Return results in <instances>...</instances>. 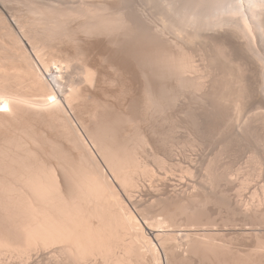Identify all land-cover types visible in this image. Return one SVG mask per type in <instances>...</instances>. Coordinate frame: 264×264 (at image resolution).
Returning <instances> with one entry per match:
<instances>
[{
    "label": "bare ground",
    "instance_id": "1",
    "mask_svg": "<svg viewBox=\"0 0 264 264\" xmlns=\"http://www.w3.org/2000/svg\"><path fill=\"white\" fill-rule=\"evenodd\" d=\"M60 1L29 2L36 19L30 28L21 23L23 41L20 23L9 25L0 13V264H258L251 249L245 255L215 242L252 232L223 217L218 229L220 211L216 219L208 208L264 226V182L263 204L239 200L236 209L222 188L232 175L220 168L230 144L224 139L215 153L203 124L214 116L216 133L230 131L233 141L263 120L264 0ZM72 63L78 78L76 68L69 75ZM107 85L119 91L97 92ZM72 114L84 117L77 119L91 143ZM182 118L199 133L185 135L190 151L208 153L198 184L186 179L195 163L188 151L180 176L171 172L184 165L174 149L165 150L176 164L158 154ZM253 155V171L264 175V158Z\"/></svg>",
    "mask_w": 264,
    "mask_h": 264
},
{
    "label": "rangeland",
    "instance_id": "2",
    "mask_svg": "<svg viewBox=\"0 0 264 264\" xmlns=\"http://www.w3.org/2000/svg\"><path fill=\"white\" fill-rule=\"evenodd\" d=\"M4 1H5V3H4ZM27 1H29V0H27ZM35 2L37 1L38 2V5H41L42 3H47V2H49V0H46L45 2H44V0H34ZM56 2V1H59V0H51L49 3H51V2ZM70 1L71 0H61L60 2H69L68 4H70ZM80 1V0H79ZM79 1L78 0H72L71 1V4L74 2V4L73 5H75V3L76 4H78L79 3ZM87 1H91V0H87ZM92 1H96V2H98V1H100V0H92ZM91 1V2H92ZM8 2H10V3H8ZM24 4H23V3ZM29 2H31V0L29 1ZM29 2H26V0H7V2H6V0H0V13H2L3 15H2V17L5 19V21L6 22H9V25L11 24H13L12 26H15V24L18 26V24H19V26L20 27H16L15 28V30L20 34V37L22 38V41H23V38H25V37H23V35L21 36V34H22V31H21V27L23 28V26H21V23H22V25H23V22L24 23H26V24H24V25H28V26H25L26 28H30V25L32 24L31 23V21L33 22V21H35V19L36 18H31L30 17V14L28 13V12H30L28 9H30L31 8V6H29V5H31V3H33V1L31 2V3H29ZM34 2V3H35ZM36 2V3H37ZM15 3H16V5H15ZM26 3H28V4H26ZM2 4V5H1ZM10 4H12V5H10ZM30 8H29V7ZM5 8V9H4ZM7 8V9H6ZM25 8V9H24ZM26 10V11H25ZM7 11V12H6ZM21 12V13H20ZM31 14H34V13H31ZM15 16V17H14ZM35 15H33L32 17H34ZM6 17H7V19H6ZM36 17V16H35ZM22 18V19H21ZM17 19V20H16ZM30 19H31V21H30ZM20 20H22V21H20ZM17 21H18V23H17ZM28 21H30V25L28 24L29 22ZM14 22H15V24H14ZM32 26V25H31ZM18 28H20V31L18 30ZM26 40V39H25ZM24 40V42H23V45H25V48H27L26 50H28L29 51V53L31 52H33V49L31 50V47L27 44V41H25ZM129 44H131V43H129ZM114 47H116V49L114 48ZM129 47H131V46H129ZM30 48V49H29ZM111 48L113 49L114 48V50H117L118 51V49H119V47H118V49H117V45H115V46H111ZM45 50V49H44ZM44 50L40 53V54H42L45 58H46V60H45V58L43 59V56H42V59L45 61V62H48V59H49V61H50V57L48 56L47 57V53H46V51L48 52V54H50L51 53V51L49 52L48 50L49 49H46V51H45V53H44ZM120 51H122V53H120L119 55H121L122 56V58L124 57V56H126L127 57V60H129V57H128V54L130 55V58L132 59V56H131V54L129 53V51H124V50H120ZM124 51V52H123ZM30 53V54H31ZM34 52L31 54V56H33V58H34ZM44 54H46V55H44ZM122 54H124V55H122ZM125 57V58H126ZM35 61L37 62V64H39V68L40 67H42L43 68V66H41V64H40V62L39 61H37L38 59H36V56H35ZM130 59V60H131ZM52 64H50V66H51ZM76 65H78L77 63H76ZM107 66H109V68H110V65L107 63L106 64ZM54 66V65H53ZM52 66V67H53ZM74 66V67H73ZM42 68H40V69H42ZM54 68V71L53 70H51V69H53ZM53 68H50V70H51V72H57V70H56V67H53ZM73 68V69H72ZM72 70L70 69V71H69V75L71 76L72 75V72L71 71H73L74 72V70H75V68H76V70H75V72H74V74H77L78 72L77 71H80V67H77V66H75V64H73L72 63ZM79 68V69H78ZM107 68V73L108 74H110V75H112V77H114V75H115V72H114V70L112 69V68ZM40 71H42L45 75H47L48 73H45L46 71H45V69H43V70H40ZM45 71V72H44ZM71 72V73H70ZM112 73H114V74H112ZM79 74H77L76 76L75 75H72L74 78H78L79 76H78ZM110 75H108L109 77H111ZM73 77H71V78H73ZM116 87H114V86H104L101 90H102V92L100 91V90H97V92L99 93V94H103V93H105V92H108V91H110V92H115V91H119V86L117 87V85H115ZM114 89V90H113ZM104 91V92H103ZM30 99L32 98V99H37V98H39V97H37V98H35L34 96H32V97H29ZM31 99V100H32ZM102 99V103H106V102H108L109 103V105L111 104V105H113V106H115L116 108H120V106L122 107H124V105L122 104V103H117V101H113V100H111V99H107V101H106V99H103V98H101ZM37 101H39V99H37ZM101 103V104H102ZM116 104V105H115ZM122 104V105H121ZM137 106L135 105V108H136ZM87 112V111H86ZM207 112V111H206ZM200 114V113H199ZM204 114V113H203ZM207 114V113H206ZM73 116H72V118H74V121H73V123L74 124H76L75 126H78L77 128L78 129H82V127L83 126H81L82 124H81V122L80 121H82V120H89L88 119V113H86L85 115H87V116H85L84 115V117L83 116H78V114L76 115V114H72ZM75 115H76V118H75ZM205 115V114H204ZM216 115V114H215ZM210 116V115H209ZM79 117H80V121L78 120L79 119ZM84 119H83V118ZM214 117V116H213ZM213 117H212V115L210 116V117H207V119H208V121H207V119H205L206 117H203L207 122H205V120H204V123L205 124H203V127H204V125H206V127L207 128H205L204 127V129H207L206 131L210 134V136H208L207 137V139L206 140H208L210 137V143H208V141H207V143L209 144V146H211L212 147V144H213V148L216 150L215 151V153H217L218 152V150H220L221 148H219L220 146H223V144H227L228 142H229V144L230 145H228V146H230L231 148L229 149V147L226 145V146H223V148H222V153L224 154L223 156L221 155V160H222V162L220 163V164H222V166L220 167V168H223L224 166H225V168H226V170H227V172L229 173V176H231L230 177V179H231V181H229V184H228V182H227V184H226V186H225V184H224V186L222 187V188H224V187H226V188H224L223 190H225L227 193H228V195L230 196L231 194V199L233 200L232 201V203L234 204L235 203V208L237 209V205H238V203H239V200H240V202L242 203V204H248V206L250 207H253L254 205L256 206V204L258 203V205L262 202V204H263V201H262V198H263V193L261 192L262 190H260L261 189V184H263V182H264V175H263V173H262V175L261 176H259L255 171H253V170H255V169H253V168H255V167H253L254 165H251V162L252 161H250L248 158L249 157H254V155L253 154H255V156H257V154H258V156L257 157H261V158H264V117H263V120H262V117H261V120H259V119H256V118H254L253 120H257L258 122H255L254 123V129H253V127L251 126L250 128H248V131L246 132V133H244V136H242V137H240V138H237V137H235L234 138V140L232 141V139L233 138H227L226 139V136L227 137H234L233 135H231V134H229L230 133V131H228L229 133H219V132H217L216 133V131H217V128H216V123L215 124H212V123H214V122H216L215 121V119H213ZM259 117V116H258ZM257 117V118H258ZM78 118V119H77ZM209 118L210 119H212V120H209ZM260 118V117H259ZM76 119V120H75ZM183 119V120H182ZM181 120L179 119L178 121H177V123L179 124V126H177L178 127V129H179V127L180 128H182V129H180V130H178V132H176L177 133V136L174 134V137H175V139H174V137L172 138V141L171 140H169V142H168V145H164V147H162V145L160 146V145H158L157 146V149H159L158 150V154L162 157V158H166V160L168 161V164H171L172 162H177V160H182V164H184L181 168H179V167H175V165H174V167H175V169H173V166H172V173L174 174V175H176V176H180V175H182L183 173V171L185 170L184 168H186L187 166H189L188 164H186V163H184V160H183V157L185 156V154H186V151H188L187 153H189L190 155H191V157L193 158V160H194V162L195 163H193V171H194V175L191 177H189L188 176V178H186L189 182H191V183H194V181H195V183H196V181H198L196 184H198V183H200L199 182V180L201 179V177H202V171H203V168H202V163L203 162H205V159H206V157H207V155H208V153H206L205 151L206 150H204V152H205V154H207V155H205L204 154V152L202 151H195L194 152V150L193 151H190L191 149L189 148V146L187 145V144H185V142H187V138H189L190 139V137H188V136H190V134L192 133H196V135L197 134H199V133H197L196 132V130H192V126H191V124L190 123H188V122H191L190 121V119H188V118H182ZM188 119V120H187ZM86 120V121H87ZM186 120H187V122H186ZM181 121V122H180ZM185 121V122H184ZM261 121V122H260ZM78 122V123H77ZM212 124H210V123ZM254 122V121H253ZM182 123V124H181ZM183 123H184V125H186V126H183ZM208 123V124H207ZM257 123V124H256ZM256 124V125H255ZM146 125V124H145ZM145 125H143V126H145ZM210 125V127H208V126ZM81 126V127H80ZM187 126H188V128H187ZM191 126V127H190ZM146 127V126H145ZM214 127H215V129H214ZM252 128V129H251ZM255 128H256V130H255ZM80 129V132H82L83 134H84V132H83V130H81ZM185 129V130H184ZM187 129V130H186ZM191 129V130H190ZM211 129H214V130H212L211 131ZM209 130H210V132H209ZM251 130V131H250ZM183 131V132H182ZM205 131V130H204ZM213 131H215V132H213ZM261 131V132H260ZM190 134H189V133ZM206 132V133H207ZM248 132H249V134H248ZM86 133V132H85ZM205 133V134H206ZM219 133V134H218ZM232 133V132H231ZM188 135V136H185V135ZM213 134L215 135V134H217L218 135V137H215V136H213ZM228 134V135H227ZM249 136H248V135ZM194 135V134H193ZM193 135H192V137H193ZM224 135V136H223ZM230 135V136H229ZM246 135L248 136V137H246ZM84 136L86 137V139H87V141L88 142H90L89 140H90V138L88 137V135L87 134H84ZM195 136V135H194ZM221 138H220V137ZM180 137V138H179ZM198 137H201L202 138V136H199L198 135ZM205 137V136H204ZM260 139H259V138ZM182 138H183V140H182ZM213 138H214V140H213ZM217 138V139H216ZM257 138V139H256ZM177 139V140H176ZM188 139V140H189ZM219 139V140H218ZM224 139L225 140H227V141H224ZM242 139H244V140H242ZM173 140H175V141H173ZM216 140V141H215ZM249 140V141H248ZM252 140V141H251ZM170 141H171V143H170ZM178 141V142H177ZM214 141V142H213ZM219 141V142H218ZM230 141H231V143H230ZM245 141H247L246 143H245ZM223 142H227V143H223ZM235 142H237V143H235ZM238 142H240L239 144H238ZM243 142H244V144H243ZM255 142H256V144H255ZM263 144H262V143ZM91 143V142H90ZM173 143V144H172ZM177 143V144H176ZM206 143V144H207ZM223 143V144H222ZM260 143V144H259ZM171 144V145H170ZM175 144V145H174ZM182 144V145H181ZM207 144V145H208ZM217 144H219V145H217ZM237 144L239 145V146H237ZM243 144V145H242ZM247 144V145H246ZM206 145V146H207ZM216 147H215V146ZM249 145V146H248ZM258 145V146H257ZM260 145V146H259ZM167 146H168V149H167ZM170 146H172V147H170ZM173 146L175 147V148H173ZM187 146V147H186ZM218 146V147H217ZM234 146V147H233ZM159 147V148H158ZM182 149H181V148ZM225 147H226V149H225ZM246 147V148H245ZM254 147H257L256 149L254 148ZM263 147V148H262ZM169 148H172V149H174V153H175V155H176V157H177V160L176 161H174L175 159H173L172 157H168L167 158V156H168V151L167 150H169ZM206 148V147H205ZM208 148V147H207ZM211 149L210 150V147L208 148V150H209V153L210 154H213L214 152H213V150L214 149ZM260 148V149H259ZM165 149H167V150H165ZM184 149V150H183ZM224 149V150H223ZM248 149V150H247ZM94 150V152L97 154V151L95 150V148L93 149ZM161 150V151H160ZM164 150V151H163ZM186 150V151H185ZM229 150V151H228ZM254 152H253V151ZM256 150V151H255ZM178 151V152H177ZM183 151V152H182ZM185 151V152H184ZM192 153H190V152ZM211 151V152H210ZM225 151H227V152H225ZM167 152V153H166ZM179 152H181V153H179ZM198 152H200V153H198ZM213 152V153H212ZM231 152V153H230ZM258 152V153H257ZM161 153V154H160ZM179 153V154H178ZM185 153V154H184ZM201 153H203V154H201ZM214 153V154H215ZM221 153V154H222ZM227 153V154H226ZM259 153H260V155H259ZM262 153V154H261ZM200 154L202 155V156H200ZM210 154H209V156H210ZM186 155H188V154H186ZM235 155V156H234ZM251 155V156H250ZM205 157V159L204 158H201V157ZM234 156V157H233ZM226 157V158H225ZM237 157V158H236ZM172 158V159H171ZM197 158V159H196ZM199 158V159H198ZM250 158V159H251ZM151 159V158H150ZM148 160V162H149V164L150 165H152V166H154L153 168L156 170V165L154 164V162L152 161V159L151 160ZM172 160V161H170L169 162V160ZM200 159L202 160V161H200ZM248 160V161H247ZM198 161V162H197ZM250 161V162H249ZM201 163V167H200V163ZM224 162V163H223ZM176 164V163H175ZM204 164V163H203ZM197 167H196V166ZM251 165V166H250ZM198 166H199V168H198ZM170 167V166H169ZM229 167V168H228ZM179 168V169H178ZM192 168V167H191ZM182 169H184V170H182V172H181V170ZM202 169V170H201ZM230 170V171H229ZM244 170V171H243ZM170 171V170H169ZM199 173H198V172ZM245 171L247 172V173H245ZM175 172V173H174ZM238 172V173H237ZM241 172V173H240ZM256 174V175H254V173ZM181 173V174H180ZM201 173V176L199 175ZM195 174H198V176L196 177L195 176ZM195 176V177H194ZM245 176V177H244ZM249 176H250V179H249ZM254 176V177H253ZM257 176V177H256ZM200 178V179H199ZM198 179V180H197ZM263 180V181H262ZM249 183V184H247V182ZM232 184H231V183ZM246 183V184H245ZM260 183V184H259ZM147 184V183H146ZM145 184V185H146ZM148 184H150V183H148ZM231 185V186H230ZM240 185V186H239ZM244 186L245 187V185H247L244 189H242V187L241 186ZM228 186V187H227ZM147 187H149V185H146V188ZM231 187V188H230ZM230 190H229V189ZM118 189V191H120V193H121V188L120 187H118L117 188ZM228 189V190H227ZM233 189V190H232ZM242 189V190H241ZM238 190H240V191H238ZM258 190V191H257ZM230 192V193H229ZM237 193V194H236ZM240 193V194H239ZM262 193V194H261ZM138 194V193H137ZM259 195V196H258ZM150 197V196H149ZM149 197H144L143 199H144V202H146L145 200H148L149 202H151L150 201V198ZM233 197H234V199H233ZM146 198V199H145ZM212 198H214V196H212ZM259 200H258V199ZM238 199V200H237ZM147 201V202H148ZM146 202V203H147ZM237 202V203H236ZM257 202V203H256ZM241 203H239V204H241ZM148 204V203H147ZM146 204V205H147ZM151 203H149L148 205H150ZM237 204V205H236ZM252 204V205H251ZM212 206H214L213 204L211 205V208L209 209L208 208V211L210 212V214L212 215V217L214 218H216L217 219V217H218V215L220 216V217H218V220H216V222H217V224H218V229H222L223 228V224H222V222L224 221H226V220H224V219H226L227 218V220H231L230 222L232 223V224H234L233 226L231 225L230 227H232V228H234V229H238V231H240V230H242V228L243 229H246L247 228V230H246V232H252V233H250V234H248L249 236H240V235H238V236H231V235H226L225 236V234L224 235H217V236H215V242H218L217 244H219L220 243V245H224L223 243H225L226 245H228L229 247H231V248H234V249H236V250H239V251H241L242 249V251L245 253V255L246 254H248L249 253V251H250V249H251V251H253L254 253H258L257 254V256L253 253V252H251V253H249L250 254V257H251V259L253 260V258H254V260L255 261H258L257 263L258 264H260V262L262 261V260H264V252H263V248H264V244H262L263 242H264V230H263V228H264V226H262L261 225V223H259V220H261L260 218L258 219V218H251V220L249 219L248 220V218L245 220V218L244 217H242V215L240 216V214H237V212L235 213L237 216H236V218L233 216L234 214H231L230 212H228V210L226 209V208H223V207H220L219 208V206L217 205H215L214 206V208L212 207ZM149 208H151V205H150V207ZM219 208V209H218ZM224 209V210H223ZM223 210V211H222ZM212 211V212H211ZM220 211V213L219 214H217V212H219ZM214 213V214H213ZM225 213V214H224ZM229 213V215H226V214H228ZM233 213V212H232ZM232 215V216H231ZM225 216V217H224ZM230 216V217H229ZM222 217H223V219H222ZM240 217H241V219H240ZM231 218V219H230ZM235 218V219H234ZM244 218V219H243ZM222 219V222L220 221V220ZM233 219H234V221H233ZM238 221H237V220ZM240 219V220H239ZM245 221V223H244V221ZM252 219H255V220H252ZM247 220H248V222H247ZM256 220H258V221H256ZM253 221H255V222H257V224H258V226H257V224L256 223H254ZM223 222V223H224ZM242 223V224H240V223ZM252 223V224H251ZM219 224H221V225H219ZM245 224H248V226L247 225H245ZM250 224V225H249ZM236 225V226H235ZM253 225V226H252ZM257 226V227H256ZM236 227V228H235ZM241 227V228H240ZM248 227H249V229H248ZM251 227V228H250ZM255 227V228H254ZM254 228V229H253ZM224 229V228H223ZM233 229V230H234ZM253 229V230H252ZM257 229H260V230H257ZM251 230V231H250ZM255 230V232H253ZM216 232H217V230H216ZM220 232V231H219ZM257 232V233H256ZM259 232H260V234H259ZM255 233H256V235H255ZM230 237V238H229ZM259 238V240H258V238ZM228 238V239H227ZM233 238H234V240H233ZM257 238V239H256ZM262 238V239H261ZM219 240V241H218ZM232 241V242H231ZM257 242H259V244L261 245V247L263 246V248H262V250H260L262 253H259V249L261 248L258 244H257ZM222 243V244H221ZM230 243H232V244H230ZM239 243V244H238ZM230 244V245H229ZM238 244V245H237ZM257 244V245H256ZM258 246V247H257ZM256 247H257V249H258V251L256 250ZM237 248H239V249H237ZM249 248V249H248ZM253 248V249H252ZM254 250H256V252L254 251ZM241 251V252H242ZM247 251V252H246ZM244 253H242L243 255H244ZM253 253V254H252ZM248 254V255H249ZM262 256H261V255ZM252 255V256H251ZM255 255V256H254ZM258 255H259V259H258ZM256 258V259H255ZM258 259V260H257ZM262 259V260H261ZM99 262V261H98ZM98 262H94V263H98ZM209 262V261H208ZM208 262H206L205 261V264H207ZM211 263H213L214 264V262L213 261H210ZM146 263H149L150 264V262H146ZM211 263H208V264H211ZM90 264H93L92 262L90 263ZM98 264H101L100 262L98 263ZM198 264V263H197ZM200 264H204V263H200ZM216 264V263H215ZM261 264H264V261L261 263Z\"/></svg>",
    "mask_w": 264,
    "mask_h": 264
}]
</instances>
